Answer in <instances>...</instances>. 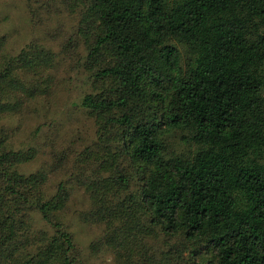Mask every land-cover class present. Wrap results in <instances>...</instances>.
I'll list each match as a JSON object with an SVG mask.
<instances>
[{
    "label": "trees",
    "instance_id": "16d2710c",
    "mask_svg": "<svg viewBox=\"0 0 264 264\" xmlns=\"http://www.w3.org/2000/svg\"><path fill=\"white\" fill-rule=\"evenodd\" d=\"M73 1L97 87L80 106L103 152L76 182L90 200L81 220L102 227L92 251L126 264H264V0ZM50 62L23 50L0 86L33 100L30 74ZM34 153L1 155L0 264H73L58 217L67 188L49 194L48 174L12 163Z\"/></svg>",
    "mask_w": 264,
    "mask_h": 264
},
{
    "label": "rangeland",
    "instance_id": "374dc122",
    "mask_svg": "<svg viewBox=\"0 0 264 264\" xmlns=\"http://www.w3.org/2000/svg\"><path fill=\"white\" fill-rule=\"evenodd\" d=\"M81 10L73 0H0V73L9 62L14 65L23 50L45 53L51 60L38 74H30L28 83L40 89L33 100L1 84L0 159L9 152L35 151L28 160L12 162L18 172L48 174L49 194L59 183L65 185L68 201L58 217L75 243L73 264H126V258L113 251H92L102 227L80 217L89 210L90 200L76 182L103 163L96 118L80 106L83 96L97 89L82 67L86 48L76 35ZM11 72L19 71L12 67ZM16 99L20 107L14 109ZM34 216L35 229L52 230Z\"/></svg>",
    "mask_w": 264,
    "mask_h": 264
}]
</instances>
